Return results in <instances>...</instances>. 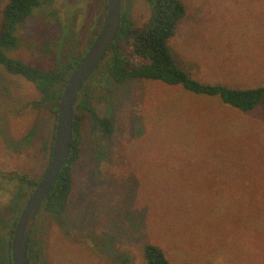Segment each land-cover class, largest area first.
<instances>
[{"label": "rangeland", "instance_id": "1", "mask_svg": "<svg viewBox=\"0 0 264 264\" xmlns=\"http://www.w3.org/2000/svg\"><path fill=\"white\" fill-rule=\"evenodd\" d=\"M179 1L177 64L204 84L264 86V0ZM105 11V0H39L5 55L50 70L60 50L68 61L88 47ZM121 11L148 24L147 0ZM40 99L0 65L1 242L31 190L19 179L39 180L50 160L55 121ZM90 103L114 131L101 135L86 113L66 210L33 226L39 264H144L147 243L172 264H264V101L242 112L180 86L106 78Z\"/></svg>", "mask_w": 264, "mask_h": 264}, {"label": "trees", "instance_id": "2", "mask_svg": "<svg viewBox=\"0 0 264 264\" xmlns=\"http://www.w3.org/2000/svg\"><path fill=\"white\" fill-rule=\"evenodd\" d=\"M147 1L150 17L148 24L144 27H134L128 16L121 11L119 30L113 44L75 100L70 152L39 210L57 222H60L66 210L72 191L73 168L81 152L82 122L86 113L91 115L97 132L101 135L108 136L114 131L112 120L103 114H98L90 103L91 90L98 80L110 78L118 84L129 80H142L169 87L180 86L194 95L217 97L223 104L242 112L251 111L264 101V86L249 89L230 88L220 84H204L188 75L174 60L168 46L169 39L175 34L177 24L185 16L183 4L179 0ZM38 4L39 0H9L6 4L0 24V65L8 74L20 76L34 85L41 96L40 102L48 107L56 127L58 105L68 76L98 31L91 38L88 47L77 56L70 57L68 61L60 58V55L61 57L63 55V51L60 50L54 61V67L50 70H40L29 64L9 59L5 51L16 47L17 27L28 20ZM41 178L34 181L23 176L19 180L25 182L27 187H31L30 195ZM22 207L18 210L16 208L17 217L9 232V238L6 241H0V264H12L11 238ZM32 233L33 229L27 249V262L28 264H39L34 252L35 248L32 246ZM143 258L144 264H172L165 258L159 247L148 243L143 246Z\"/></svg>", "mask_w": 264, "mask_h": 264}, {"label": "water", "instance_id": "3", "mask_svg": "<svg viewBox=\"0 0 264 264\" xmlns=\"http://www.w3.org/2000/svg\"><path fill=\"white\" fill-rule=\"evenodd\" d=\"M105 1L106 11L98 33L71 71L63 88L47 169L25 201L14 227L10 246L12 264H28L27 249L36 217L70 152L75 100L83 85L105 57L118 33L121 20V0Z\"/></svg>", "mask_w": 264, "mask_h": 264}, {"label": "flooded vegetation", "instance_id": "4", "mask_svg": "<svg viewBox=\"0 0 264 264\" xmlns=\"http://www.w3.org/2000/svg\"><path fill=\"white\" fill-rule=\"evenodd\" d=\"M34 252L36 253V255H37V249H34Z\"/></svg>", "mask_w": 264, "mask_h": 264}]
</instances>
